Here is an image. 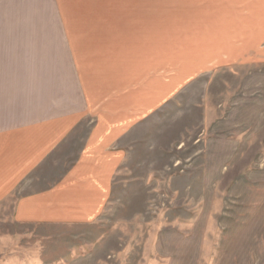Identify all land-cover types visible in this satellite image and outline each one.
<instances>
[{
    "label": "rangeland",
    "instance_id": "374dc122",
    "mask_svg": "<svg viewBox=\"0 0 264 264\" xmlns=\"http://www.w3.org/2000/svg\"><path fill=\"white\" fill-rule=\"evenodd\" d=\"M159 1L174 97L112 146L99 215L0 218V264H264V40H189L185 12L203 4Z\"/></svg>",
    "mask_w": 264,
    "mask_h": 264
},
{
    "label": "crops",
    "instance_id": "0c3cea01",
    "mask_svg": "<svg viewBox=\"0 0 264 264\" xmlns=\"http://www.w3.org/2000/svg\"><path fill=\"white\" fill-rule=\"evenodd\" d=\"M197 1L189 40H264V0ZM159 40V0H0V218L99 215L112 146L180 87L160 72Z\"/></svg>",
    "mask_w": 264,
    "mask_h": 264
}]
</instances>
